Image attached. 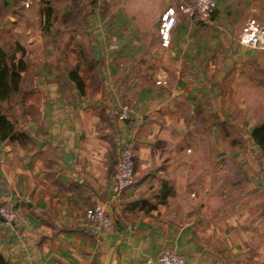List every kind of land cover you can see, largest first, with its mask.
Returning a JSON list of instances; mask_svg holds the SVG:
<instances>
[{
  "label": "crops",
  "instance_id": "crops-1",
  "mask_svg": "<svg viewBox=\"0 0 264 264\" xmlns=\"http://www.w3.org/2000/svg\"><path fill=\"white\" fill-rule=\"evenodd\" d=\"M31 1L40 7L37 43L18 41L23 77L37 44L29 81L41 100L30 141H0V202L19 216L0 223V255L10 264H146L171 248L188 264H264V154L250 137L264 119V0H217L209 20L177 11L168 46L157 20L183 0H107L106 12H72L66 34L82 36L95 61L84 93L66 74L73 51L66 59L57 45L42 50L43 32L69 8ZM249 19L262 29L256 46L240 40ZM125 146L134 182L112 197ZM93 204L112 226L86 217Z\"/></svg>",
  "mask_w": 264,
  "mask_h": 264
},
{
  "label": "trees",
  "instance_id": "trees-1",
  "mask_svg": "<svg viewBox=\"0 0 264 264\" xmlns=\"http://www.w3.org/2000/svg\"><path fill=\"white\" fill-rule=\"evenodd\" d=\"M92 1L98 7L107 2V0ZM72 2L74 1L72 0ZM76 7L75 5L69 7L67 12L63 14V16L67 15L65 21L70 23L69 17L72 12H76ZM51 10L50 5L45 6V21H49ZM76 13L79 11L77 10ZM11 31L12 26L4 28L2 31L3 43L0 44V141H16L24 144L31 139L27 128V118L32 119L36 116L35 111L41 100V91L32 85L29 88L22 86L23 72L27 69V62L24 58L25 48L18 40L11 37ZM72 37L75 36L72 34ZM78 43L79 41L74 39L72 48H70L77 60L74 64L68 62L65 69L76 90L79 93H84L90 85L87 80L94 75L95 61L91 58L84 44ZM15 97H19L17 100L19 114L12 116L9 114L10 105L5 109L4 104L10 103ZM250 137L257 142L264 154V119L253 126ZM127 148L131 151L134 169V154L130 147L127 146ZM0 264L10 263L0 255Z\"/></svg>",
  "mask_w": 264,
  "mask_h": 264
},
{
  "label": "built area",
  "instance_id": "built-area-1",
  "mask_svg": "<svg viewBox=\"0 0 264 264\" xmlns=\"http://www.w3.org/2000/svg\"><path fill=\"white\" fill-rule=\"evenodd\" d=\"M217 0H186L179 1L174 6L167 5L159 14L156 30L162 46H168L171 40V30L178 21L177 11L194 19L209 20L216 6ZM24 5L28 2L24 1ZM249 33L240 38L241 42L251 46L259 44L262 29L254 24L253 20L247 21ZM115 48L116 44H109ZM160 80H156L159 83ZM130 107L122 104L117 113L121 121L129 119ZM134 182V169L131 151L125 146L121 149L114 165L113 180L111 182V196L117 197L121 191ZM87 218L96 223L100 228H109L114 219L112 214L102 204H93L85 208ZM17 210L8 202H0V223L6 227H12L18 221ZM146 264H188L185 257L171 248L160 249L155 258Z\"/></svg>",
  "mask_w": 264,
  "mask_h": 264
},
{
  "label": "rangeland",
  "instance_id": "rangeland-1",
  "mask_svg": "<svg viewBox=\"0 0 264 264\" xmlns=\"http://www.w3.org/2000/svg\"><path fill=\"white\" fill-rule=\"evenodd\" d=\"M24 1L28 2V5H24ZM73 1L74 2H72V0H68V2H66V0H52V5H54V10H56V8H61V7L69 8L75 5V7L77 6L75 10L76 12L77 10L80 12L84 6L90 8V10L96 9L100 13L106 12L108 10L107 2H105L106 4L104 5L100 4L102 6L99 5L100 7H98L97 5H94V2L92 0H73ZM39 8L40 7L37 6V3H33L31 0H13V1L0 0V44L3 43L2 39L4 37L2 35V31L4 30V28H7L8 26L14 27V25H17V29H18V31L14 32L12 27V31L10 35L14 40L21 39L19 37L20 34L22 36L23 42L24 43L26 42V45L28 42H30V44L37 43V33H39V21L37 18V12ZM17 12H19L18 16L15 15L17 14ZM12 13L15 16H13ZM11 16H13V19L11 18ZM12 20H14L15 23H13ZM53 21L54 20H52L51 22L52 26H50L53 27V30H51L50 32H48L47 30L44 31L42 35L43 38L41 37V42L43 44L42 50H44V48L46 47L48 49L49 48L53 49L57 45L58 50L62 49L63 55L67 59L66 51L72 48L71 46L73 45V40L75 39V41H79L78 44L81 43L83 44V41L81 40L82 36L76 35V37L73 38L71 33L66 34L67 25L69 24V22L65 21V18L60 20L61 24L59 23L55 24V21L54 22ZM46 23L47 25L50 24L49 21H46ZM24 37L27 38L26 39L27 41L24 39ZM27 55L28 56H25L26 59H28V61H30L33 64V66L29 70V73H31L32 75L34 73L33 71L37 70V60L39 58V53L37 51V44L35 45V47H33V49H30ZM70 59L69 60L71 62L72 60L76 59V56L72 53V57H70ZM31 75L24 74L22 86L29 88L33 84L32 82L29 81L31 80ZM18 98L19 97H15V99L13 98L10 103L4 104V107H6L5 109H7V107L10 105L9 114L12 116L15 114L16 115L19 114V110L17 106ZM35 113H37V109ZM29 121L30 119L27 118V123Z\"/></svg>",
  "mask_w": 264,
  "mask_h": 264
}]
</instances>
